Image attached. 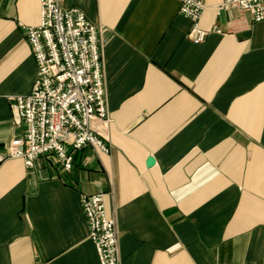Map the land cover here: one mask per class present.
I'll return each instance as SVG.
<instances>
[{"label": "crops", "instance_id": "0c3cea01", "mask_svg": "<svg viewBox=\"0 0 264 264\" xmlns=\"http://www.w3.org/2000/svg\"><path fill=\"white\" fill-rule=\"evenodd\" d=\"M202 1L193 43L176 0H57L105 30L108 118L91 125L108 152L81 148L65 171L6 155L39 2L0 0V264H99L80 208L97 192L120 264H264V20Z\"/></svg>", "mask_w": 264, "mask_h": 264}, {"label": "built area", "instance_id": "2783aa9c", "mask_svg": "<svg viewBox=\"0 0 264 264\" xmlns=\"http://www.w3.org/2000/svg\"><path fill=\"white\" fill-rule=\"evenodd\" d=\"M176 1L178 13L190 22L187 39L203 42L207 33L199 21L205 4ZM38 2V23L21 26L35 64V79L29 94L9 98L24 130L7 143L6 155L21 159L26 167L40 157H52L67 171L72 154L81 148L108 152L91 125L93 120L108 118L101 60L105 30L77 8H62L57 0ZM228 8L248 14L252 22L264 20V0H221L217 5V10ZM80 208L99 264H120L117 228L106 213L104 193L82 194Z\"/></svg>", "mask_w": 264, "mask_h": 264}, {"label": "water", "instance_id": "95a60500", "mask_svg": "<svg viewBox=\"0 0 264 264\" xmlns=\"http://www.w3.org/2000/svg\"><path fill=\"white\" fill-rule=\"evenodd\" d=\"M153 162H154L153 158H152V157H148V158L146 159V166H147V167L152 166V165H153Z\"/></svg>", "mask_w": 264, "mask_h": 264}]
</instances>
